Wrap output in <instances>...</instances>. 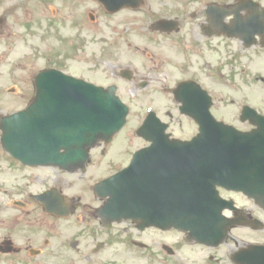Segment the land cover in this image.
I'll return each mask as SVG.
<instances>
[{"label":"flooded vegetation","instance_id":"af4514ba","mask_svg":"<svg viewBox=\"0 0 264 264\" xmlns=\"http://www.w3.org/2000/svg\"><path fill=\"white\" fill-rule=\"evenodd\" d=\"M235 1L141 0L137 8H123L115 13L95 4L97 13L89 12L87 20L84 13H75L77 5L68 2L58 9V27L73 36L68 39L71 45L58 51V69L68 73L72 68L75 73L71 75L97 85H115L122 99L137 105L135 129L147 116L146 108L151 107L166 124L169 138L189 140L196 134L197 125L178 110L173 95L177 84L195 82L210 96V110L218 118L224 52L233 57V73L241 85H248L251 78L248 65L255 46L246 48L238 39L218 34L217 27L209 21L210 4L229 5ZM17 9L24 11L23 19L14 15L11 0H0L2 49L14 47L15 24L16 29H23L29 48L30 31L42 28L41 14L30 13L29 0H23ZM94 21L102 29L92 28L89 22ZM137 139L141 145L136 150L149 146L142 138ZM111 146V142L100 143L90 150V176L102 171L110 175L126 165V145L117 146L123 149L118 157L111 152ZM76 172H65L56 166H27L10 156L0 158V264H115L122 259L115 251L110 253V246L122 239L126 246L128 231L147 241V261H169L171 251L177 250L166 241L173 230L139 231L130 221L104 228L96 217L101 201L88 194L84 180L80 179L83 194L72 193L76 185L72 174ZM59 196L71 199L73 222L64 223L58 215L65 204ZM98 201V205H93ZM247 202L237 205L241 211L228 215L235 216L239 223L251 222L253 218L264 223V210L252 200ZM242 229L253 233L251 226ZM131 243L138 251L143 247L135 241Z\"/></svg>","mask_w":264,"mask_h":264},{"label":"water","instance_id":"95a60500","mask_svg":"<svg viewBox=\"0 0 264 264\" xmlns=\"http://www.w3.org/2000/svg\"><path fill=\"white\" fill-rule=\"evenodd\" d=\"M98 1L112 10L125 4L123 0ZM83 87L76 80L63 78L56 71L41 73L36 80L33 104L13 117L2 119L3 145L14 147L16 152L24 151L26 145H35L45 151L53 149L58 152V163L64 160L62 165L65 168L70 164H82L87 157V148L98 139L118 131L125 114L117 98L101 88L87 86L85 90ZM32 108L35 112L30 110ZM247 116L257 127L251 132L237 131L210 118L206 124L201 122L203 133L200 132L192 141L169 144L171 151L166 154L174 160L175 172L168 224L188 231L190 238L200 243L219 244L229 226L221 216L226 202L218 197L216 185L243 191L264 204V118L254 110ZM61 149L64 152L60 153ZM136 156L132 165H135ZM178 166L186 171L187 186L179 177ZM124 175L121 172L101 182L95 189L101 191L106 184L111 195L116 197L113 193L115 186L111 182L120 180ZM122 196L127 198V205L119 211H112L115 217L111 220H135L140 216L135 203V188L127 185V191ZM151 209L152 204L150 207L147 205V210ZM103 211L106 213V207ZM151 224H154L151 220L146 223ZM233 260L237 264H264V246L243 248L233 255Z\"/></svg>","mask_w":264,"mask_h":264},{"label":"rangeland","instance_id":"374dc122","mask_svg":"<svg viewBox=\"0 0 264 264\" xmlns=\"http://www.w3.org/2000/svg\"><path fill=\"white\" fill-rule=\"evenodd\" d=\"M83 4V13H87V11L95 6V4L88 2L87 0H78ZM62 0H41L42 11L41 14L44 20H47V26L42 29L40 34L42 35L38 40L34 36L32 37L33 41H38L40 45V52L42 55H46V60L44 58L37 59L35 62L34 69L30 71V73H34L38 68L44 65L45 61L48 66L52 67L54 64L58 65V53L57 57H55V52H58V27H50V23H48L49 19L55 20L56 18L52 15H58V7L61 4ZM66 2V1H65ZM34 9L32 14L40 11V5L37 1H30V9ZM19 9H16L15 14H17ZM31 12V11H30ZM94 13V12H93ZM98 23V22H97ZM45 24V23H44ZM17 24H15V30L17 29ZM96 27V25L94 26ZM50 29V31H49ZM47 31V33H46ZM18 35L13 38L15 49L12 52L6 53V51H0V115L11 112L14 109H19L25 104L26 97L32 91L31 82L26 83L25 74L28 73L27 63H29V57L32 56L33 53L37 54V47L30 48L27 42H24L25 37H20L22 34L20 32H16ZM18 45V46H17ZM2 48L0 47V50ZM230 53L223 54V63H222V80L233 81L235 80L237 87L239 89V85L237 83L236 77L232 76V64L226 62V60L230 57ZM254 54L253 60V73L255 81L252 82L250 87L248 88V95L245 96V99L238 94V90L235 91L228 86H223L222 92L224 95L223 100H218V105L220 107L219 117L227 123H231L233 125L238 126L241 129H247L246 125H239L237 121V112L239 110V106L243 102H247L249 105L254 107L261 112H264V59L260 54ZM50 59V60H49ZM39 60V61H38ZM49 60V61H48ZM44 61V62H43ZM47 66V67H48ZM57 67V66H55ZM22 80L25 83L17 84V80ZM10 89H13V92H10ZM133 112V110L131 109ZM134 125V122L130 123V126ZM123 132V131H122ZM122 132L115 138L111 146V152L116 153L117 157L119 156V151L123 150L121 148H117V146L121 142ZM116 145V146H113ZM134 145H140L137 141L134 142ZM116 157V158H117ZM114 168V166H113ZM98 175V173H93V175ZM75 179V189L72 193L76 195L83 194L81 189V180L87 185L91 186L96 181V177H92L87 174L85 177L73 175ZM90 186V188H91ZM224 197H230L234 199L238 203L246 202L244 198L237 194H223ZM87 202L91 203V200L86 199ZM70 218L69 220H72ZM246 231V230H245ZM242 229L233 230L230 233V236L227 239V242L223 245L218 246L215 249L206 248L204 246L198 245H185L183 242V237L179 233H173L166 240L168 243H176L179 242L181 249L177 253V259L174 260L175 264H232L229 260V255L232 253L231 249L236 250L240 246H242V241L249 242H261L264 241V231L256 232L253 234L245 233ZM128 237L133 238L138 243H142L143 245L147 244V241L143 238L141 240L138 239V235L134 234L131 231L127 233ZM142 249L143 255H147L146 249ZM128 258L123 260V262H117L118 264H147L144 260L138 258V253L134 251L127 252ZM82 262H79L81 264ZM150 264V262L148 263Z\"/></svg>","mask_w":264,"mask_h":264}]
</instances>
